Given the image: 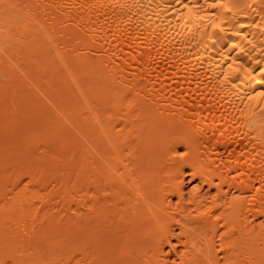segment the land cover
I'll return each mask as SVG.
<instances>
[{
  "label": "bare ground",
  "instance_id": "obj_1",
  "mask_svg": "<svg viewBox=\"0 0 264 264\" xmlns=\"http://www.w3.org/2000/svg\"><path fill=\"white\" fill-rule=\"evenodd\" d=\"M0 264H264V0H0Z\"/></svg>",
  "mask_w": 264,
  "mask_h": 264
},
{
  "label": "rangeland",
  "instance_id": "obj_2",
  "mask_svg": "<svg viewBox=\"0 0 264 264\" xmlns=\"http://www.w3.org/2000/svg\"><path fill=\"white\" fill-rule=\"evenodd\" d=\"M187 180H188V179H187ZM187 180H186V181H187ZM187 186H188V184H185L186 189H187Z\"/></svg>",
  "mask_w": 264,
  "mask_h": 264
}]
</instances>
